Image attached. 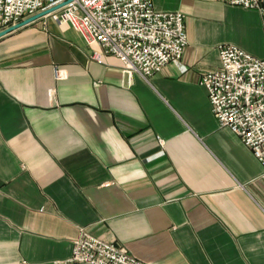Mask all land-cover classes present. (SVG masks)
<instances>
[{"label":"crops","instance_id":"obj_1","mask_svg":"<svg viewBox=\"0 0 264 264\" xmlns=\"http://www.w3.org/2000/svg\"><path fill=\"white\" fill-rule=\"evenodd\" d=\"M152 2L188 43L148 79L68 22L0 37V264H85L66 262L82 228L145 264H264V167L201 85L221 43L264 57V11Z\"/></svg>","mask_w":264,"mask_h":264},{"label":"built area","instance_id":"obj_2","mask_svg":"<svg viewBox=\"0 0 264 264\" xmlns=\"http://www.w3.org/2000/svg\"><path fill=\"white\" fill-rule=\"evenodd\" d=\"M219 1L264 11L262 0ZM55 5L61 6L44 16L68 22L89 45H97L100 49L91 55L96 61L116 56L125 71L146 79L166 64L181 63L188 43L185 16L156 10L152 0H0V30ZM218 53L220 65L201 79L212 113L264 167V57L228 43L219 44ZM62 74L55 65L54 77L58 80ZM71 253L67 263L145 264L124 246L84 228L73 240Z\"/></svg>","mask_w":264,"mask_h":264},{"label":"water","instance_id":"obj_3","mask_svg":"<svg viewBox=\"0 0 264 264\" xmlns=\"http://www.w3.org/2000/svg\"><path fill=\"white\" fill-rule=\"evenodd\" d=\"M262 2H263V6H264V0H262ZM59 6H61V5H55V7L41 10V12H38L36 14L27 16L26 18L22 19L20 22H18L16 24H13L12 26H10L8 28L0 30V37L12 32L15 29L21 28L23 26H27V24L32 23V22H34L37 19H40L41 17H43L44 15L48 14L49 12L54 11Z\"/></svg>","mask_w":264,"mask_h":264}]
</instances>
